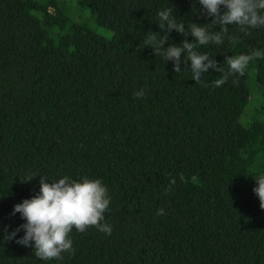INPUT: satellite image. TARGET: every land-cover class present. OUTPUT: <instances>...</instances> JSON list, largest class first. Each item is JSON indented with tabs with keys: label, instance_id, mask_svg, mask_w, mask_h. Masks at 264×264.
I'll return each mask as SVG.
<instances>
[{
	"label": "trees",
	"instance_id": "obj_1",
	"mask_svg": "<svg viewBox=\"0 0 264 264\" xmlns=\"http://www.w3.org/2000/svg\"><path fill=\"white\" fill-rule=\"evenodd\" d=\"M76 3L0 0V264H264V210L253 192L264 173V59L222 87L212 86L214 69L197 84L190 61L177 74L143 39L159 32L167 8L186 30L210 24L199 0ZM168 35L165 48L195 42ZM229 35L239 43L197 51L227 70L226 56L264 50V28L229 25ZM65 175L103 181L113 231L74 229V254L42 261L34 242L16 243L23 231L5 239L25 223L11 214L40 178Z\"/></svg>",
	"mask_w": 264,
	"mask_h": 264
},
{
	"label": "clouds",
	"instance_id": "obj_2",
	"mask_svg": "<svg viewBox=\"0 0 264 264\" xmlns=\"http://www.w3.org/2000/svg\"><path fill=\"white\" fill-rule=\"evenodd\" d=\"M203 14L212 18L210 24L203 26L189 23L187 30L185 23L178 22L173 8L158 12L159 32H148L143 39V45L154 50L156 56L163 61H174L173 71L181 73V64L190 61L192 80L202 83V76L209 69L221 73L220 77L212 82L213 87H222L230 76H244L251 61L264 59V50H253L248 54L226 56L225 67L207 53L197 51L199 46L210 43L222 45L227 38L230 44L239 43L235 35H229V25L236 26L241 33L249 29L264 28V0H199ZM220 26L219 31H210V27ZM173 30L187 37L191 35L195 42L185 39L182 44L165 48L169 43V35ZM161 33H165L161 35ZM182 55L184 59L181 60ZM184 71H189L185 68ZM235 83V81H234ZM146 90L141 88L133 93L134 99H141ZM257 186L253 189L258 197L260 208L264 210V173L254 175ZM34 178L31 173L21 183H28ZM176 183L172 179L169 185ZM111 196L101 179L82 177L72 180L65 175L59 180L49 182L47 177L40 178L39 192L30 199H24L14 205L11 215L19 213L25 221L14 232L5 237L6 240L15 239L20 231L24 235L16 243L33 247L34 255L42 261L62 260L64 253L74 254L73 241L70 238L75 229L84 233L94 227L98 231L111 235L113 229L105 220V213L110 209ZM164 209L157 210L156 215L164 214Z\"/></svg>",
	"mask_w": 264,
	"mask_h": 264
},
{
	"label": "rangeland",
	"instance_id": "obj_3",
	"mask_svg": "<svg viewBox=\"0 0 264 264\" xmlns=\"http://www.w3.org/2000/svg\"><path fill=\"white\" fill-rule=\"evenodd\" d=\"M37 1L42 2L44 0H37ZM64 1H66L67 4L70 5V7H75L76 6L75 4H77L76 0H64ZM74 15H75L76 19H78V20H82V19H86V18L89 20V18H90L89 12H85L84 15H82L81 17L76 12ZM91 26L98 34H100L104 38L110 39L112 37L111 31H109L105 28H102V27H97L96 24H94V22H91ZM244 120H245V117H244L243 121Z\"/></svg>",
	"mask_w": 264,
	"mask_h": 264
}]
</instances>
